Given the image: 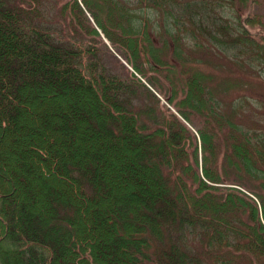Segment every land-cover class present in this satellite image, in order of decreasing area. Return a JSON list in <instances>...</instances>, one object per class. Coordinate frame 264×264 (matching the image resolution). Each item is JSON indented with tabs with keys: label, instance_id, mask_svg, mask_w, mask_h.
<instances>
[{
	"label": "trees",
	"instance_id": "1",
	"mask_svg": "<svg viewBox=\"0 0 264 264\" xmlns=\"http://www.w3.org/2000/svg\"><path fill=\"white\" fill-rule=\"evenodd\" d=\"M255 1L0 0V264H264L255 204L211 185L257 180L264 222L262 132L210 89L264 62ZM87 14L181 118L97 65Z\"/></svg>",
	"mask_w": 264,
	"mask_h": 264
},
{
	"label": "rangeland",
	"instance_id": "2",
	"mask_svg": "<svg viewBox=\"0 0 264 264\" xmlns=\"http://www.w3.org/2000/svg\"><path fill=\"white\" fill-rule=\"evenodd\" d=\"M248 13H249L248 11H243L242 12V19L244 17H246ZM250 14H251L250 18H252V20H254V22H256L258 24L260 23L261 25H264V0H256L252 6V10L250 11ZM87 16H88L90 22L92 23V25L98 31L99 38L101 39V41H100L101 43L99 42V44L95 48H99L98 50L100 51V47H101V50H104V51L107 50V51L111 52L114 56V59L118 61V62H116L115 60H108V62H106L105 59L100 56V55H104V53L99 52L98 56H97V65L102 67L104 69V71L108 72L109 74H114L123 80L128 79V77H126L124 75L126 73H128V75L129 74L134 75L142 84L145 85V88H147L148 91H151V94H153V96H155V98H157L159 100V102L155 105V108L151 110L153 113L157 112L158 107L161 108V107L165 106L169 109L170 112H174V114L177 117L181 118L178 115V113L175 112L174 109L166 103V100H165L166 97H163L162 96L163 94L160 95L158 93V91L152 89L151 86H149V84L146 83L145 78H142L139 75V73H137L131 67V65H129L128 62L126 60H124V58L122 56H120L119 52L116 50V48H114L111 45L109 39L104 35L102 30L99 27H96L94 20L92 19L90 14H87ZM147 19H148L147 20V22H148L147 26H148L151 19L150 18H147ZM246 20H247V18H246ZM246 20H245V22H246ZM148 29L154 31V28L152 26H149ZM152 36H154V35H152ZM102 42L104 45L102 44ZM241 49L242 48L240 46H237V48H231V50L228 51V54L232 55V56L237 55V54L238 55L243 54ZM214 58L218 59L217 57H214ZM230 59L233 60L234 58L230 57ZM243 59H244V57H242V56L238 57V60L240 62H242L241 60H243ZM226 60H228V59H226ZM228 62H233V61H228ZM227 64L231 65L233 68L235 67V64H233V63H227ZM255 64H257L255 69L259 70L262 78H264V62L263 63L261 62V64L253 62L251 67L245 68V71H243V68H242V70H241V74L243 75L242 82L236 81V79H234V77L232 75H229L225 71L222 70L221 72L219 71L217 80H215L211 83L210 89L213 91L214 95H220V96H225V97L231 96L232 97L231 99L239 100L241 97L245 96L244 100L242 99L240 101L241 102L240 111H241V114L243 116L242 121L245 119V117H247L248 123H256L257 127L262 132V139L264 140V131H263V127H264V100H263L264 99V85L260 86V88H257V89L255 86L252 85L253 79L256 78V73H257L254 70ZM233 72H235V71H233ZM244 72L246 74L251 75L252 78H248L246 81V79L244 77ZM224 78H229V81L231 82L230 85L236 86V88L235 89L227 88V91L224 93V90H221L218 87V83ZM257 82L259 84V81H257ZM224 83H227V82H224ZM254 88L256 89V91H252V90H254ZM206 90L209 91L208 88H206ZM131 94H133V95L136 94L135 97L134 96L133 97L138 99V100L139 99H145L147 102H151V101L153 102L154 101L152 96L148 95L146 92L144 94V92L142 90H138L137 88L131 89ZM226 108L229 109L227 103H226ZM235 119H236V116H235ZM199 143H200V141L198 139V144ZM198 154L200 157V154H201L200 151L198 152ZM250 178L248 176H244L243 181L240 184H236V183L234 184V183L225 181L223 183H211V185H214L215 187L221 188V189L228 188V190L230 192L235 193V194H239L240 196H242L244 198L246 197L247 199L251 200V202H253L255 204V206L257 207V209L259 211V214H258L259 218H260L259 220H261V222L264 225L263 219L261 217V204L259 201L261 198L260 199L257 198L252 193V191L250 189V188H256L260 192L263 193V188L259 187L257 180H254L252 178L250 179ZM261 196H262V198H264L263 194ZM237 262L234 261L232 263H227V264H251L245 258H242V259L238 258ZM154 264H161V262L155 260ZM202 264H222V263H220L219 261H215V260L212 261L210 259H203Z\"/></svg>",
	"mask_w": 264,
	"mask_h": 264
}]
</instances>
